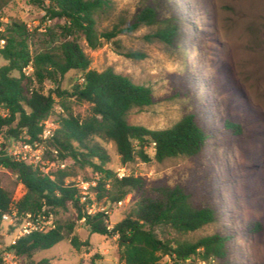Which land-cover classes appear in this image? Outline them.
Segmentation results:
<instances>
[{
	"label": "rangeland",
	"instance_id": "1",
	"mask_svg": "<svg viewBox=\"0 0 264 264\" xmlns=\"http://www.w3.org/2000/svg\"><path fill=\"white\" fill-rule=\"evenodd\" d=\"M111 2V13L98 20L100 32L119 20L129 24L143 7L153 3L160 6L163 18L176 13L184 23L182 37L175 45L157 37L156 33L164 28L163 23L118 36L124 52H141L145 54L143 59L128 58L107 42L92 50L81 40L91 60V69L102 72L112 68L152 89L153 104L133 110L128 116L129 122L160 130L172 127L188 114H196L198 122L211 131L212 139L198 157L158 162L154 149L148 148L151 161L137 159L122 165L115 144L98 138L96 141L109 156L106 167L121 176L142 177L149 187H184L197 203L210 204L221 212L215 224L191 233L186 239L193 241L214 233H227L232 264H264V0ZM45 16V10L29 0H10L0 9L3 23L0 34L8 24L25 25L30 33V51L35 54L52 45L51 33L58 43L63 41L60 26L64 21H48ZM6 63L0 58V67ZM31 73V68L26 69L27 76ZM76 79L77 73L69 72L62 88L72 89ZM33 86L42 88L45 94L54 88L48 81L42 85L33 82ZM68 104L82 118L90 114L88 104L74 100H68ZM63 114L65 110L58 101L51 115L54 124H58ZM226 121L239 125L240 133L230 131ZM11 143L12 140L0 134V151ZM45 162L47 172L58 170L57 165L50 163L47 152ZM66 168L72 173L66 179L67 184L98 178L91 168H82L72 161L66 162ZM0 179L2 187L13 192L17 199L24 196L26 188L10 170L0 167ZM90 191L95 194L92 188ZM140 196V192L133 193L113 207L105 205V200L97 201L95 196L93 210L94 213L107 211L112 227L135 207ZM76 218L72 206L67 211L57 210L54 215L55 222L76 221ZM250 222L261 224L254 233H248ZM76 224L79 248L65 240L35 253L34 262L121 264L117 236L93 234L84 220ZM0 232L11 234V228L4 224ZM10 239L11 236L6 237L7 241ZM159 264L175 263L169 256H162Z\"/></svg>",
	"mask_w": 264,
	"mask_h": 264
},
{
	"label": "trees",
	"instance_id": "2",
	"mask_svg": "<svg viewBox=\"0 0 264 264\" xmlns=\"http://www.w3.org/2000/svg\"><path fill=\"white\" fill-rule=\"evenodd\" d=\"M9 1L0 0V9ZM29 1L45 10L46 20L64 21L60 26L63 41L58 43L51 33L52 45L32 54L30 33L25 25L8 24L1 32L0 40H5V45L0 47V58L7 63L0 67V134L9 140L25 134L34 142L58 101L65 114L59 118V127L48 142L50 163L58 166L57 171L46 174L7 157L5 149L0 151V167L10 170L26 188L24 196L16 203L19 212L39 214L44 210L55 215L57 210L67 211L72 206L76 221L84 220L91 233L118 237L121 264H159L162 256H169L175 264H232L229 234L214 233L193 241L185 238L215 224L221 216L218 208L197 203L192 193L180 185L149 187L142 177L121 176L108 169V153L96 141L100 138L113 142L122 165L137 159L151 161L148 148L154 149L158 162L198 157L204 152L212 133L198 122L196 114H188L172 127L160 130L131 124L128 116L133 110L153 104L152 89L112 68L102 72L91 69V60L81 44L84 40L89 49L96 50L104 42L112 43L120 54L143 59L145 54L141 52H124L118 36L163 23L164 28L156 33L157 37L175 45L182 37L181 16L173 13L163 18L160 6L153 3L143 7L129 24L119 20L110 29L100 32L98 20L113 10L111 0H50L49 4L45 0ZM2 26L0 19V29ZM28 68L32 69L29 76L26 75ZM71 71L77 73L76 83L72 89L65 90L62 84ZM45 81L54 86L47 94L33 86V82L42 85ZM68 100L88 104L90 114L84 118L74 114ZM226 126L238 134L241 131L239 125L230 121H226ZM67 161L91 168L98 176L92 180L96 183L92 189L97 201L105 200V205L113 207L127 196L140 192L135 207L112 227L108 212L89 213L87 207L92 206L93 201L82 202L78 188L66 183L72 176L66 168ZM13 197L14 193L2 187L0 179V228L2 215L9 213L14 203ZM76 221L56 222L51 231L23 237L10 248L24 264H36L35 253L65 240L79 248ZM260 225L250 222L248 233H254Z\"/></svg>",
	"mask_w": 264,
	"mask_h": 264
},
{
	"label": "built area",
	"instance_id": "3",
	"mask_svg": "<svg viewBox=\"0 0 264 264\" xmlns=\"http://www.w3.org/2000/svg\"><path fill=\"white\" fill-rule=\"evenodd\" d=\"M49 3L50 0H46V4ZM4 45L5 40H0V47L2 48ZM83 81L84 79H81V82ZM42 125L43 131L38 136L36 141H30V138L23 134L20 138L12 140V143L5 148L6 150L4 155L16 162H24L28 165L39 168L42 172L48 174L45 165L48 142L54 136L55 130L59 125L54 124L51 117L45 120ZM54 152L57 154V151ZM122 175L124 176L125 174ZM51 178L54 179L53 176H51ZM70 185L78 188L82 202H85L88 199L93 201L92 206H88L87 208L89 213L95 214L93 209L95 208L94 197L96 196V193L94 194L90 191V189L96 185L95 181L76 182L71 183ZM20 199H17L14 196V203L10 208V212L2 215L3 225L8 224L10 228L14 227V230L11 228V234L7 235L0 232V264H24L19 256L10 247L15 245L23 237L30 236L34 233H46L56 227L53 213L47 214L44 210L39 214L20 213L16 207V203ZM1 229L2 227L0 230ZM7 236H11L10 241L6 240Z\"/></svg>",
	"mask_w": 264,
	"mask_h": 264
}]
</instances>
